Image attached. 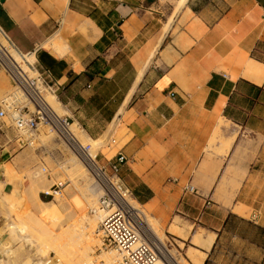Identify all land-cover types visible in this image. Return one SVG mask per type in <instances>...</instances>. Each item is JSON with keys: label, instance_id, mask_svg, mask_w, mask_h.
<instances>
[{"label": "crops", "instance_id": "crops-1", "mask_svg": "<svg viewBox=\"0 0 264 264\" xmlns=\"http://www.w3.org/2000/svg\"><path fill=\"white\" fill-rule=\"evenodd\" d=\"M177 2L0 0V30L17 53L34 55L89 136L104 131L86 123L118 116L120 175L161 230L177 220L213 234L203 264H264V0ZM50 40L60 54L42 48ZM252 63L258 81L246 75ZM220 122L222 140H234L211 157Z\"/></svg>", "mask_w": 264, "mask_h": 264}, {"label": "bare ground", "instance_id": "bare-ground-1", "mask_svg": "<svg viewBox=\"0 0 264 264\" xmlns=\"http://www.w3.org/2000/svg\"><path fill=\"white\" fill-rule=\"evenodd\" d=\"M187 0H178L176 9L179 10ZM168 27V24L167 26ZM1 33V32H0ZM42 48L51 49L56 54H60L61 47L56 40H50L43 44ZM11 60L20 64L23 60L24 63L34 65L35 58L34 55H26L23 59L19 53H10ZM246 75L256 81L260 80L262 76L261 69L252 63L247 67ZM142 72H139L136 83L140 81ZM46 82L49 87L52 85L49 83L48 79ZM53 91V87L50 88ZM132 91L126 96L124 105L130 99ZM50 108L59 116L61 111H63V106L56 99L55 96L48 93L45 99ZM121 111L119 112V114ZM120 123V119L114 118L112 124L117 126ZM223 122L219 123L218 128L214 132L209 145L206 150L226 153L231 143L234 140V136H231L226 141H221V135L219 133L220 127H222ZM40 131V133H39ZM39 134H25L24 141L34 142L36 140L45 141L50 139L52 135H49L48 131L39 130ZM43 131V132H41ZM71 133L80 142L87 141L93 147H99L102 145L98 140H93L88 138L85 133L76 125L72 124L70 127ZM220 139L218 143H221L218 150L213 147L214 141ZM92 148V147H91ZM95 153V150H93ZM209 152V151H208ZM103 154V153H102ZM215 154V153H213ZM212 154V155H213ZM10 156V155H9ZM27 160V159H26ZM23 158L22 164L27 166V161ZM27 169V168H26ZM65 171L66 179L72 184L73 188L80 192L82 201H75V205L79 207L80 211H83L86 207H89L94 212V216L87 220L81 231L75 229V224L67 227L62 231H58V226L54 223L57 219L58 210L53 204L54 202H59L57 195L54 194L52 201L44 202L38 197V189H43L45 194H51L52 192L47 190L46 181H48L47 176L40 174L30 173L27 175L29 180V185L23 187L24 179L20 181L19 191L15 189L11 194L9 199L2 201L1 206L5 209V224L0 228V235L6 230L10 235L11 243H17L18 246L15 249H10V246L5 245L2 252V258L0 259V264H50V256L54 255L53 264H119L120 256L114 251L102 252L97 257H94L96 250H103V242L98 238L97 232L99 233L98 222L104 217V213L97 210V197L101 193L100 187L93 182L89 177V172L85 166L75 157L71 156L63 166ZM20 201L26 205L23 211H18L17 202ZM129 205L132 210L136 213L139 223L145 230L147 236H149L155 247L159 250L161 258L166 260H173L177 264H203L206 254L209 252L213 242V234H203L196 233L192 236V245L200 250L192 249L188 252L187 260L181 259L176 252L167 249L165 244V237L161 232V229L157 223L151 218L150 215L145 216L142 211L139 210V205L135 200H129ZM68 208V205H67ZM241 217L247 215V210L243 206H236L234 209ZM81 219V218H80ZM79 220V218H77ZM170 234L175 237H180L183 235L180 229L172 226L170 228ZM187 233L183 235L185 237ZM162 264V262H161Z\"/></svg>", "mask_w": 264, "mask_h": 264}, {"label": "built area", "instance_id": "built-area-1", "mask_svg": "<svg viewBox=\"0 0 264 264\" xmlns=\"http://www.w3.org/2000/svg\"><path fill=\"white\" fill-rule=\"evenodd\" d=\"M0 36L5 42H0V69L11 86V92L0 100V120L8 118L14 130L20 134L48 129L82 162L100 186L97 210L105 214L100 221L103 244L118 253L119 264H177L172 259L161 258L159 250L150 242L129 205L128 201L134 200V197L120 175L126 158L117 152L106 164H100L91 146L81 144L71 133V119L58 116L46 102L45 94L56 92L49 74L38 73L33 65L23 60L24 66L14 63L9 49L15 53L17 51L2 32ZM46 79L50 80L54 91L50 90ZM61 188L62 184L58 183L52 187L50 195H44L53 197ZM188 190L193 191L191 187Z\"/></svg>", "mask_w": 264, "mask_h": 264}, {"label": "rangeland", "instance_id": "rangeland-1", "mask_svg": "<svg viewBox=\"0 0 264 264\" xmlns=\"http://www.w3.org/2000/svg\"><path fill=\"white\" fill-rule=\"evenodd\" d=\"M0 42L5 44L1 36ZM9 51L10 53H14V50L9 49ZM20 64L24 66L22 61H20ZM33 66L36 68L38 73H43L42 70L36 67L35 63ZM54 90L55 88H53V91ZM10 92L11 86L9 80L4 74V72L0 69V100L6 95H8ZM47 95L48 93L45 94V99L47 98ZM51 95L54 96L55 94ZM56 99L58 100V98ZM59 116H66L70 118L64 106L63 111H61ZM71 121L72 124H76L88 138L98 140L102 143V145L99 147H93L87 141H79L83 145H90L93 150H95V154H97V161L100 164H106L107 161H109L119 151L123 143H125L126 141L125 127L122 122H120L117 126H115V124H112L113 120H109L108 124L107 122H103V120H96L95 122L86 123L87 130H95L96 126H98L97 130L104 131L98 135L89 136L84 126L80 127L72 119ZM41 130H44L45 132L48 131V129ZM39 133L34 132L31 134L37 135ZM49 135H52V137L45 141L39 139L34 142L24 141L25 134L17 133L10 124L8 118L0 120V203L9 199L10 194L15 189H17L18 191L19 189H21L20 181L23 177L26 178L23 180L25 181L23 187H27L29 185V180L27 179V175L29 174V172H27V170H29L32 174H36L39 172L40 174L47 176L48 178V181H46L47 190L52 192V187L54 185L58 183L62 184V188L57 195L60 201L53 203L58 210L57 219L54 222L58 226V231H62L67 227L71 226L72 224H75V221H77V224H75V229L81 231L86 221L91 219L94 216V213L89 207H86L83 211H80L79 207L75 205V201H82L81 194L79 191L73 188L72 184L65 177V171L63 170V166L66 162H68L71 156L75 155L54 133H49L47 136ZM245 137L248 138L249 136ZM220 139L222 141V138ZM220 139H217V142L214 141L213 147L215 150L219 149L216 144ZM219 146H221V143H219ZM213 153H211V150H206L205 152V154H208L211 157L224 154L217 151H213ZM23 158H25V160L27 159V166H24L22 164ZM235 159H237V161H241L243 159V154L237 153ZM89 177L93 180L94 183L99 186L98 182L90 173ZM43 190H45V188L38 189L37 194L39 199L44 202L52 201L53 197L45 196ZM100 196L101 193L97 197L96 207H98V200ZM214 202L217 204L223 203V200L217 196L214 198ZM17 204L18 211H23L26 207V205L20 201H18ZM139 210L142 211L143 214L148 217V213L143 210L140 206ZM5 215L6 214L4 207L0 205V228L3 227V225L5 224ZM247 217L249 218V214L247 215ZM77 218H79V220H77ZM233 223L239 224L238 221ZM175 224L177 225H175V227L177 228L178 226H180L177 220H175ZM98 227L100 232H97V235H99L98 238L103 242V236L100 229V222H98ZM170 228L168 230H161L162 234L165 237L166 247L167 249L176 252L181 259L185 260L188 259L187 256L189 251H191L192 249L200 250L192 245V236H194L196 233L209 234V231L203 228H197V230L195 231L189 230L188 232L186 227V229L182 227L180 229V232L183 235L187 233V235L185 237H183V235H181L180 237H175L170 234ZM238 230V232L243 236H250L251 234H253L252 232H250V230L245 229V227L243 226L238 227ZM148 239L150 240V242H153L149 236ZM5 245L10 246V249H15L18 246L17 243H11L10 235L6 230L0 235V259L2 258V252ZM102 249L103 250H96L94 257H97V255H100L103 251H114V249L107 247L106 245H104ZM53 257L54 255H51L49 258L51 261L50 264L54 263Z\"/></svg>", "mask_w": 264, "mask_h": 264}]
</instances>
